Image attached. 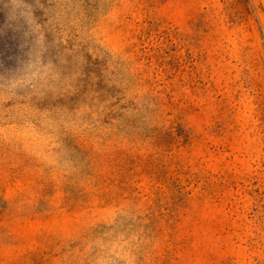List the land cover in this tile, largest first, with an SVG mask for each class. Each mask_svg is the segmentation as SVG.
<instances>
[{
	"label": "rangeland",
	"instance_id": "374dc122",
	"mask_svg": "<svg viewBox=\"0 0 264 264\" xmlns=\"http://www.w3.org/2000/svg\"><path fill=\"white\" fill-rule=\"evenodd\" d=\"M0 264H264V0H0Z\"/></svg>",
	"mask_w": 264,
	"mask_h": 264
}]
</instances>
